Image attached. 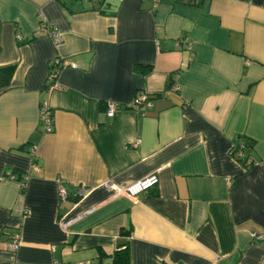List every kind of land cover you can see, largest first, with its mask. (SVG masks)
Instances as JSON below:
<instances>
[{
  "label": "crops",
  "instance_id": "crops-1",
  "mask_svg": "<svg viewBox=\"0 0 264 264\" xmlns=\"http://www.w3.org/2000/svg\"><path fill=\"white\" fill-rule=\"evenodd\" d=\"M57 57L78 67L50 87ZM9 65L0 264H264V0H0ZM141 92L151 106L128 108ZM243 140L251 163L234 154ZM153 174L135 200L106 186Z\"/></svg>",
  "mask_w": 264,
  "mask_h": 264
},
{
  "label": "built area",
  "instance_id": "built-area-1",
  "mask_svg": "<svg viewBox=\"0 0 264 264\" xmlns=\"http://www.w3.org/2000/svg\"><path fill=\"white\" fill-rule=\"evenodd\" d=\"M84 1H90V0H84ZM154 2V4L157 6L159 5L162 0H151ZM180 3H186V4H200L204 0H175ZM39 30L40 32H45L46 35L51 39L52 43L55 47L59 46L63 42V35L61 31L50 25L47 21L42 20L39 24ZM18 39H22V35H17ZM188 45H190L189 41H186ZM72 67L77 68L78 66L75 63H72L68 60H64L60 57L55 58L52 61V68L48 77V85L50 87H60L58 78L60 75V72L62 69L66 67ZM173 89L176 91H179L178 86H173ZM108 109L106 112V115L108 117H113L120 107L117 103L109 102L107 104ZM151 106V100L150 96L146 93H139L128 105L127 107L130 109H134L136 111L142 110L144 107H150ZM40 123L43 127V130L48 133H52L55 130L54 127V115L50 107L46 103H42L41 109H40ZM234 152H236V156L243 158L244 157V150H245V144H236L234 145ZM249 163H251V160H249ZM160 183V178L157 174L150 175L144 179H141L139 181H136L134 183H131L126 186H116L112 185L110 183H107L106 186L113 189L116 195H123L128 197L129 199L135 200L139 195L142 193L148 192L154 188H157ZM59 196L62 201L67 200L68 193L66 192L65 188L61 187L59 190ZM252 237L256 241H262L264 239V235L258 234V233H252ZM19 247V236L16 237L14 243L12 244V248L17 249Z\"/></svg>",
  "mask_w": 264,
  "mask_h": 264
},
{
  "label": "trees",
  "instance_id": "trees-1",
  "mask_svg": "<svg viewBox=\"0 0 264 264\" xmlns=\"http://www.w3.org/2000/svg\"><path fill=\"white\" fill-rule=\"evenodd\" d=\"M135 68L138 72H141L143 74H147L151 70L150 67L140 66V65H137ZM15 70H16L15 65L0 67V87L2 89H7L10 86L11 81H12V77L15 73ZM241 143L245 144L244 157L243 158L237 157V158L241 161H245V162L247 161L248 162L249 157H250V151L252 149L253 144H251L249 141L243 140V141L239 142L238 145ZM236 152H234V154H236ZM125 251H127V247H126ZM123 255H122V257H124Z\"/></svg>",
  "mask_w": 264,
  "mask_h": 264
}]
</instances>
